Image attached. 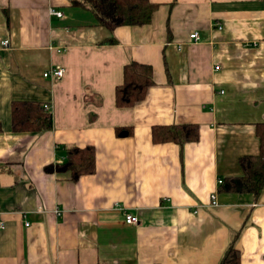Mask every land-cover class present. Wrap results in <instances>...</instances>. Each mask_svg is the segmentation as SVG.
I'll use <instances>...</instances> for the list:
<instances>
[{"label":"crops","instance_id":"0c3cea01","mask_svg":"<svg viewBox=\"0 0 264 264\" xmlns=\"http://www.w3.org/2000/svg\"><path fill=\"white\" fill-rule=\"evenodd\" d=\"M149 1L150 24L110 32L84 0H0V264H220L232 243L264 264V189L218 184L260 152L264 0ZM133 61L155 84L119 108ZM55 66L64 78L43 76ZM27 101L51 106L53 130L13 131ZM185 124L197 142H153V127ZM71 147L95 148V173L45 171Z\"/></svg>","mask_w":264,"mask_h":264},{"label":"trees","instance_id":"16d2710c","mask_svg":"<svg viewBox=\"0 0 264 264\" xmlns=\"http://www.w3.org/2000/svg\"><path fill=\"white\" fill-rule=\"evenodd\" d=\"M84 2L89 6L98 24L110 32L119 27L148 25L153 21V14L158 9V4L149 0H84ZM123 75V83L115 88V103L119 108L134 107L146 98L155 84L153 68L149 64L133 61L126 64ZM12 106L14 132L42 133L53 130L54 119L44 106L32 101L13 102ZM256 128L261 143L260 152L257 156H243L240 160L244 172L242 177H230L224 181L225 190L229 193H247L257 198L264 189V124H258ZM152 131L155 144L174 142L181 148L186 143L197 142L200 136L198 126L193 124L157 125ZM96 167L94 147L85 149L71 147L67 149L62 163L48 165L45 171L51 174L70 173L72 179L78 181L87 174L95 173ZM220 264H242L240 251L235 244L232 243Z\"/></svg>","mask_w":264,"mask_h":264},{"label":"built area","instance_id":"2783aa9c","mask_svg":"<svg viewBox=\"0 0 264 264\" xmlns=\"http://www.w3.org/2000/svg\"><path fill=\"white\" fill-rule=\"evenodd\" d=\"M49 14L51 16H56L59 19H64V13L62 11L57 10L55 7L51 8L49 11ZM191 40L194 42H197V40L199 39V32H195L193 33L191 36ZM3 47H8L10 45V41L9 40H4L2 42ZM65 75V69L63 67L60 66H55L54 68H51L50 70L46 71L43 76L46 78H52V79H62L64 78ZM45 110L47 112H51V106L50 105H45L44 106ZM223 180L219 179L218 180V184H223ZM211 201H213V204H216V195H211ZM125 218H126V222L128 225L133 224L136 225L139 223V219L134 216L133 214H129L126 213L125 214ZM3 228V223L2 221L0 222V229Z\"/></svg>","mask_w":264,"mask_h":264}]
</instances>
